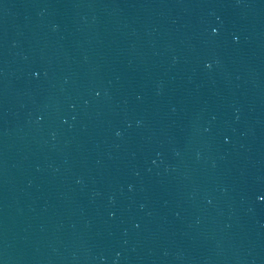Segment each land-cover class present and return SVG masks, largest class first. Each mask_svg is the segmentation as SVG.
I'll return each instance as SVG.
<instances>
[{"label": "water", "instance_id": "1", "mask_svg": "<svg viewBox=\"0 0 264 264\" xmlns=\"http://www.w3.org/2000/svg\"><path fill=\"white\" fill-rule=\"evenodd\" d=\"M261 197L264 0H0V264H264Z\"/></svg>", "mask_w": 264, "mask_h": 264}, {"label": "snow or ice", "instance_id": "2", "mask_svg": "<svg viewBox=\"0 0 264 264\" xmlns=\"http://www.w3.org/2000/svg\"><path fill=\"white\" fill-rule=\"evenodd\" d=\"M213 31H215V29ZM261 199H264V197H261Z\"/></svg>", "mask_w": 264, "mask_h": 264}]
</instances>
